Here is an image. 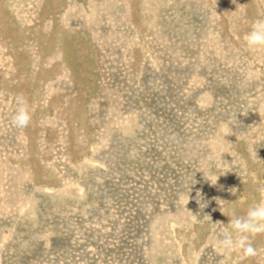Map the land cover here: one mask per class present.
I'll return each mask as SVG.
<instances>
[{"label":"rangeland","instance_id":"374dc122","mask_svg":"<svg viewBox=\"0 0 264 264\" xmlns=\"http://www.w3.org/2000/svg\"><path fill=\"white\" fill-rule=\"evenodd\" d=\"M260 20L264 0H0V264H264V234L218 247L264 204Z\"/></svg>","mask_w":264,"mask_h":264},{"label":"clouds","instance_id":"9594fccd","mask_svg":"<svg viewBox=\"0 0 264 264\" xmlns=\"http://www.w3.org/2000/svg\"><path fill=\"white\" fill-rule=\"evenodd\" d=\"M245 42L249 48L264 47V20L253 24L252 30L245 37ZM16 103L18 107L12 117V124L17 128H27L32 119L29 101L21 95L16 98ZM216 181L217 177L211 183L215 185ZM243 202L244 198H241V203ZM229 228L233 231H225L223 239L218 242V247L228 252L239 250L245 259L255 257L257 251L253 245L254 237L264 234V204L250 206L243 217H237L233 211L229 219Z\"/></svg>","mask_w":264,"mask_h":264},{"label":"bare ground","instance_id":"6f19581e","mask_svg":"<svg viewBox=\"0 0 264 264\" xmlns=\"http://www.w3.org/2000/svg\"><path fill=\"white\" fill-rule=\"evenodd\" d=\"M77 126V125H76ZM77 132V131H76ZM75 139V138H74ZM63 160V159H62ZM138 169V168H137Z\"/></svg>","mask_w":264,"mask_h":264}]
</instances>
